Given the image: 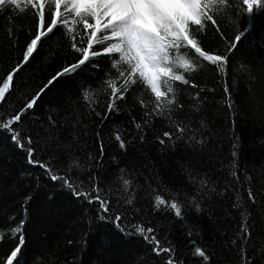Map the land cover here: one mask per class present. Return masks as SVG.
<instances>
[{
    "label": "trees",
    "instance_id": "obj_1",
    "mask_svg": "<svg viewBox=\"0 0 264 264\" xmlns=\"http://www.w3.org/2000/svg\"><path fill=\"white\" fill-rule=\"evenodd\" d=\"M217 19L220 31L208 22L200 38L205 50L228 56L225 71L203 62L189 84H175L177 105L162 116L151 114L153 97L141 83L130 86L116 111L107 113L109 96L102 92L89 107L84 93L98 92L109 74L116 76L108 55L45 88L81 54L62 27L42 41L15 74L0 119L15 115L45 88L12 129L30 136L36 158L57 174L67 173L85 189L95 177L113 213L124 219L120 227L99 219L97 203L77 198L44 168L29 164L11 132L0 129V264L19 243L11 230L21 222L25 243L14 264H167L168 254L157 255L133 224L152 227L162 245L174 249L177 264H264V8L249 15L237 3ZM37 24L30 6L23 13L14 7L0 11V84L23 60ZM121 178L131 181L127 191ZM156 195L177 199L182 216L164 206L157 210ZM130 196L132 204L125 203ZM242 225L250 232L247 239ZM196 247L209 256L207 262L195 255Z\"/></svg>",
    "mask_w": 264,
    "mask_h": 264
},
{
    "label": "snow or ice",
    "instance_id": "obj_2",
    "mask_svg": "<svg viewBox=\"0 0 264 264\" xmlns=\"http://www.w3.org/2000/svg\"><path fill=\"white\" fill-rule=\"evenodd\" d=\"M237 3L244 6L249 15L253 14L254 10L264 8V0H24V7L21 6V0H0V11L14 7L23 13L27 10V6H30L38 17L37 32L27 44L23 60L0 84V103L5 101L6 93L13 85L15 74L30 61L42 41L53 34L55 29L62 27L72 40L73 50L79 52L81 58L56 73L45 88L59 77L76 71L95 57L108 55L112 60V68L116 71V76L109 74L105 86L98 92L84 93V99L89 102V107L99 102L98 96L102 92L109 96L107 113L116 111L117 101L125 98L130 86L141 83L153 97L151 114L162 116L170 113L172 107L177 105L175 84L177 82L189 84L188 77L202 68L203 62L216 66L221 72L225 71L228 56L205 50L200 36L206 31L208 22L219 32L217 17L224 16L227 8L230 5L235 7ZM46 12L50 13V23H46ZM77 25H82V29H78ZM243 34L241 32L235 36L228 49L229 53L236 49ZM78 36L80 46L77 44ZM221 36L223 38L222 33ZM97 45L104 47L96 48ZM192 86L195 87L194 84ZM45 88L28 100L15 115L6 120L0 119V129L11 132L13 142L26 151L29 164L44 168L53 181H60L77 198L83 197L89 203H97L98 218L110 220L120 227L124 216L113 213L110 207L112 200L106 191L100 188L95 177L90 178V187L85 189L82 182H77L67 173L57 174L49 163L36 158L32 138L30 136L22 138L19 131L12 129L11 126L19 123L22 115L34 107ZM225 91H228L227 86ZM141 104H144L142 100ZM96 114L101 115L99 112ZM104 118L107 116L105 115ZM136 126L140 127L139 124ZM176 130L181 134L185 131L179 125L176 126ZM164 136L171 139L172 133L166 132ZM115 138L120 142V147L124 148L125 142L121 136L117 134ZM160 142L163 144L164 140ZM71 167L70 164L69 171ZM121 179L124 190L127 191L131 181ZM248 195L249 199L255 202L251 191ZM133 199L134 197L130 196L125 203L132 204ZM154 201L157 210L164 206L174 210L177 217L182 216L181 204L177 199L169 202L163 196L156 195ZM196 208L199 210V205H196ZM132 227L136 233L153 244V251L157 255L168 254L167 264H177L172 255L174 249L163 246L152 227H145L142 224H133ZM22 229L23 222L11 230L18 235L19 243L7 256L6 264H14V260L22 252L25 243ZM241 231L245 234V239L250 236L246 225H242ZM194 251L195 255L203 258L205 262L209 260V256L202 248L196 247ZM244 255L246 259V252Z\"/></svg>",
    "mask_w": 264,
    "mask_h": 264
}]
</instances>
